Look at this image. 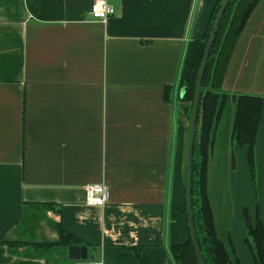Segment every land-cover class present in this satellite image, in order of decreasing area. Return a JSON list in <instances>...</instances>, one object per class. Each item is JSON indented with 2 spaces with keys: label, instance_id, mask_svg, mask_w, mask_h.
Segmentation results:
<instances>
[{
  "label": "crops",
  "instance_id": "crops-1",
  "mask_svg": "<svg viewBox=\"0 0 264 264\" xmlns=\"http://www.w3.org/2000/svg\"><path fill=\"white\" fill-rule=\"evenodd\" d=\"M93 1L0 0V264H49L5 241L56 242L59 223L101 264H175L171 246L190 237L179 82L188 43L204 38L218 0H110L104 23L89 20ZM222 89L208 194L219 238L241 264H256L245 211L264 225V107L256 187L248 148L234 140V94L264 96V0ZM91 183L110 187L106 206H87ZM44 203L54 208L35 205ZM70 248L55 250L73 264L81 252Z\"/></svg>",
  "mask_w": 264,
  "mask_h": 264
},
{
  "label": "trees",
  "instance_id": "trees-1",
  "mask_svg": "<svg viewBox=\"0 0 264 264\" xmlns=\"http://www.w3.org/2000/svg\"><path fill=\"white\" fill-rule=\"evenodd\" d=\"M223 0H218L212 12L204 38L193 39L188 43L180 76V100L188 103L186 110L191 117L195 97L196 82L216 16ZM260 0H230L219 29L217 31L201 86L199 114L196 128L193 158L192 204L194 222L199 246L205 264H241L227 249L217 234L213 209L208 194V163L215 142L216 129L221 121L229 94L222 89L226 72L231 61L237 40L243 32L248 19ZM166 98L170 90L166 88ZM183 90V94L181 93ZM237 110L234 121V140L240 146L248 148V161L255 181L256 175V139L264 107V96L246 92L235 93ZM44 210L53 209V203L35 204ZM180 210L187 216V205ZM249 245L256 264H264V225L260 213L255 222L245 211ZM59 240L56 242H35L6 240L11 247L19 251L24 245L46 258L57 246L63 248L83 244L75 233L67 230L61 223L57 227ZM175 264H200L191 236L183 243L170 248ZM48 262V259H47Z\"/></svg>",
  "mask_w": 264,
  "mask_h": 264
},
{
  "label": "water",
  "instance_id": "water-1",
  "mask_svg": "<svg viewBox=\"0 0 264 264\" xmlns=\"http://www.w3.org/2000/svg\"><path fill=\"white\" fill-rule=\"evenodd\" d=\"M230 0H223L219 12L216 16L212 32L208 39V43L205 49V53L203 56V60L201 63V67L199 70L196 88H195V97L192 106V112L190 117L189 129H188V139H187V151H186V175H185V185H186V205H187V214H188V223L190 229V236L192 238L194 248L196 251V255L198 257V261L200 264H205L204 258L202 256V252L199 246L195 222H194V214H193V204H192V182H193V158H194V144L196 138V128L199 114V104H200V96H201V86L203 82V77L206 71V67L208 64V59L211 53V48L214 43L217 31L219 29V25L223 14L229 4ZM183 94V90L181 92ZM79 249L80 254H76L71 258L74 260L78 259H87V247L86 246H71L70 250Z\"/></svg>",
  "mask_w": 264,
  "mask_h": 264
},
{
  "label": "built area",
  "instance_id": "built-area-1",
  "mask_svg": "<svg viewBox=\"0 0 264 264\" xmlns=\"http://www.w3.org/2000/svg\"><path fill=\"white\" fill-rule=\"evenodd\" d=\"M115 13V6L110 0H94L89 11V20L107 22ZM86 204L89 207H104L112 197L110 187L104 183H91L85 187ZM73 264H101L100 262L78 259Z\"/></svg>",
  "mask_w": 264,
  "mask_h": 264
},
{
  "label": "rangeland",
  "instance_id": "rangeland-1",
  "mask_svg": "<svg viewBox=\"0 0 264 264\" xmlns=\"http://www.w3.org/2000/svg\"><path fill=\"white\" fill-rule=\"evenodd\" d=\"M187 106H188V103H185L184 104V112L183 113H184V116L186 118L188 129H189L190 116L188 115V111L186 110ZM240 175H242V176L244 175V170L242 169V167L240 168ZM252 177H253V175H252ZM257 177H258V174L256 173V175H255V183H254L256 185V187L258 186V178ZM262 186L264 187L263 183H262ZM47 259L49 261V264H72V262L67 257V252L65 253L64 251H62V249H56L55 251H53L52 253H50L48 255Z\"/></svg>",
  "mask_w": 264,
  "mask_h": 264
}]
</instances>
